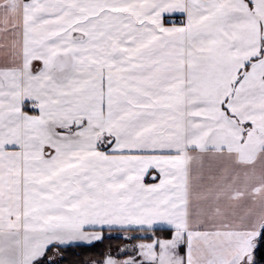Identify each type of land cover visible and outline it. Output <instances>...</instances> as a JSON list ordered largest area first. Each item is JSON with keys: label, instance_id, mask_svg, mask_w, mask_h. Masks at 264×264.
<instances>
[{"label": "snow or ice", "instance_id": "1", "mask_svg": "<svg viewBox=\"0 0 264 264\" xmlns=\"http://www.w3.org/2000/svg\"><path fill=\"white\" fill-rule=\"evenodd\" d=\"M0 264H264V0H0Z\"/></svg>", "mask_w": 264, "mask_h": 264}]
</instances>
